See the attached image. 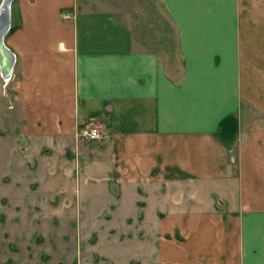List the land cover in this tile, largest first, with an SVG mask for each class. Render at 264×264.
<instances>
[{"label": "crops", "instance_id": "1", "mask_svg": "<svg viewBox=\"0 0 264 264\" xmlns=\"http://www.w3.org/2000/svg\"><path fill=\"white\" fill-rule=\"evenodd\" d=\"M107 1L11 0L0 161L5 141L78 192L166 211L207 264H264V0H156L178 74Z\"/></svg>", "mask_w": 264, "mask_h": 264}, {"label": "rangeland", "instance_id": "2", "mask_svg": "<svg viewBox=\"0 0 264 264\" xmlns=\"http://www.w3.org/2000/svg\"><path fill=\"white\" fill-rule=\"evenodd\" d=\"M86 1L100 5L107 0ZM124 1L109 0L116 8L127 6L134 11L135 15L124 21L136 46L144 41L155 47L167 68L178 74L176 33L163 8L156 0ZM4 143L0 264H207L188 248L186 232L167 224L166 211L152 206L145 215L140 203L136 207L131 204L129 194L122 207L106 204L105 195L78 192V179L68 178L65 186L63 178L39 170L36 156L26 163L20 155L7 161L5 156L16 147ZM45 164L56 166L54 159Z\"/></svg>", "mask_w": 264, "mask_h": 264}, {"label": "water", "instance_id": "3", "mask_svg": "<svg viewBox=\"0 0 264 264\" xmlns=\"http://www.w3.org/2000/svg\"><path fill=\"white\" fill-rule=\"evenodd\" d=\"M10 15H11V0H1L0 1V67H2L1 62L5 60L6 67L4 75L1 73L2 77L8 74V70L13 68L14 63V53L5 45L4 37L10 28ZM12 71V70H11ZM2 72V70H1Z\"/></svg>", "mask_w": 264, "mask_h": 264}, {"label": "built area", "instance_id": "4", "mask_svg": "<svg viewBox=\"0 0 264 264\" xmlns=\"http://www.w3.org/2000/svg\"><path fill=\"white\" fill-rule=\"evenodd\" d=\"M62 16L64 18H70L74 16L71 11H63ZM6 79V77H3ZM5 83V82H4ZM76 135L86 139L101 138L104 135L102 127L99 125H82L77 129Z\"/></svg>", "mask_w": 264, "mask_h": 264}, {"label": "bare ground", "instance_id": "5", "mask_svg": "<svg viewBox=\"0 0 264 264\" xmlns=\"http://www.w3.org/2000/svg\"><path fill=\"white\" fill-rule=\"evenodd\" d=\"M1 64H2V67H0V74L2 73L3 75H4V71H3V69L5 70V67L7 66L6 65V63H5V60H3L2 62H1ZM13 67V66H12ZM1 70H2V72H1ZM11 70H12V68H11ZM11 70H8V74L6 75V76H3V77H6V79L5 78H3L1 75V77H2V80H3V83L4 84H8L9 83V81H10V73H11Z\"/></svg>", "mask_w": 264, "mask_h": 264}]
</instances>
